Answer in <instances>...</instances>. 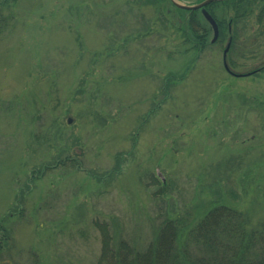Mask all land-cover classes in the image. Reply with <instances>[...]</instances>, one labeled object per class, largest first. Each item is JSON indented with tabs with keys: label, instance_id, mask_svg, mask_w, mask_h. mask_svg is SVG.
<instances>
[{
	"label": "rangeland",
	"instance_id": "1",
	"mask_svg": "<svg viewBox=\"0 0 264 264\" xmlns=\"http://www.w3.org/2000/svg\"><path fill=\"white\" fill-rule=\"evenodd\" d=\"M4 2L0 227L13 242L0 264H96L95 224L144 250L216 203L264 221L258 13L234 30L238 78L230 30L199 52L182 17L147 0Z\"/></svg>",
	"mask_w": 264,
	"mask_h": 264
},
{
	"label": "trees",
	"instance_id": "2",
	"mask_svg": "<svg viewBox=\"0 0 264 264\" xmlns=\"http://www.w3.org/2000/svg\"><path fill=\"white\" fill-rule=\"evenodd\" d=\"M202 1L204 0H197L195 3ZM147 2L157 7L161 5L162 17L166 19L169 11L182 17L176 26L189 44L197 46L199 52L211 45L209 27L199 11L177 9L169 0ZM4 3L3 0L0 4V20L1 7H4ZM167 4L169 8L166 9ZM207 11L219 27L217 44L224 42L226 33L231 31L228 33L232 37L228 58L237 42L234 30L243 20L246 22L248 18L258 13L257 23L264 25V0L225 1L208 6ZM220 14H223L224 19L219 18ZM183 217L180 220L166 222L158 230L153 242L144 250L140 248L139 250L136 246L134 248L125 241L117 242L114 246L109 228L106 225L95 224L94 228L100 233L102 246L96 264H264L263 220L260 224L255 223L253 216L250 217L245 212L230 209L223 204L215 205L198 221L192 219L193 216L188 213ZM0 240L1 263L3 258L11 253L9 247L13 242L12 233L2 225Z\"/></svg>",
	"mask_w": 264,
	"mask_h": 264
},
{
	"label": "water",
	"instance_id": "3",
	"mask_svg": "<svg viewBox=\"0 0 264 264\" xmlns=\"http://www.w3.org/2000/svg\"><path fill=\"white\" fill-rule=\"evenodd\" d=\"M178 9L184 10V11H201L203 17L205 18V20L207 21V23L211 26L213 32H214V39H213V43H215L218 38H219V28L217 23L214 21V19L209 15V13L206 11V8L214 3H219V2H224V1H230V0H206L205 2L197 5V6H184L180 3L177 2V0H170ZM231 48V43H229L227 45V48L224 52L223 55V60H224V66L227 72L230 73L229 67L227 65V55L230 51ZM239 77V76H238ZM241 77V76H240Z\"/></svg>",
	"mask_w": 264,
	"mask_h": 264
},
{
	"label": "bare ground",
	"instance_id": "4",
	"mask_svg": "<svg viewBox=\"0 0 264 264\" xmlns=\"http://www.w3.org/2000/svg\"><path fill=\"white\" fill-rule=\"evenodd\" d=\"M230 70V69H229ZM229 75H231V76H233V77H238L239 75H236V74H234L231 70H230V73H229ZM253 75H255V74H251L250 76H253ZM240 77V76H239ZM241 78V77H240ZM216 205H217V203H216Z\"/></svg>",
	"mask_w": 264,
	"mask_h": 264
}]
</instances>
